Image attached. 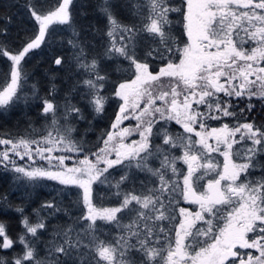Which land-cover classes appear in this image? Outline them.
Listing matches in <instances>:
<instances>
[{
  "label": "snow or ice",
  "instance_id": "6c2138e0",
  "mask_svg": "<svg viewBox=\"0 0 264 264\" xmlns=\"http://www.w3.org/2000/svg\"><path fill=\"white\" fill-rule=\"evenodd\" d=\"M71 4L72 0H61L54 10L46 14H40L29 6L31 15L39 25L38 34L15 53L9 52L0 45V56L7 57L12 62L10 80L8 74H5L4 85L0 87V108H6L14 98L18 99L17 89L23 78L22 61L30 51L41 46L49 26L71 23L69 11ZM144 6L148 8V14L145 17L148 22L143 24L144 31L159 36L160 42L165 43L170 39L165 30V25L171 23L168 14L180 12L183 15L188 43L182 50L177 49L180 52L179 63L169 60L157 74L150 72L149 64L139 61L134 51H129L128 43L117 46V43L113 41L106 51L109 58H112L113 52L118 53L134 67V79L120 83L115 92V95L124 101L120 107V113L126 112L130 100L147 97L144 108L135 117L138 121L137 130L140 141H133L131 144L123 143V137L129 133L127 128L116 134L108 133L104 141L105 147L99 150L103 155L93 153L96 156L95 162L85 156L76 167H65V156L44 157L43 152L50 153L52 148L37 147L36 152L41 159L59 160L60 167L52 171L40 167L17 166L9 156L11 151L21 159L25 155L31 159L30 145L39 142L23 137L18 141L0 139V145H11L10 149L0 153V164L5 169L11 167L28 181L54 180L61 185H74L83 190L82 198L87 214L81 219L89 221L86 230L93 237L89 244H84L81 239H74L71 236L73 230L69 227L63 232L62 242L54 244L48 250L51 259L47 257L42 259L32 241L26 237L29 233L36 237L38 229L44 228L45 225L43 222L30 224L27 217H24L22 224L26 231L19 237V243L24 246V251L22 255L17 254L13 257L12 264H62L61 256L67 260H73L74 257L79 256L80 264H85V258H88V264H92L93 260L95 264H100L101 261L105 264H136L133 259L125 258L130 248H135L141 254L140 264H264V180L237 183L243 173H247L249 168L256 166L254 161L256 154L264 151V130L256 128L252 122L240 123L231 129L224 124L210 131H196L194 127L198 125L203 130L206 128L204 120L219 119L221 115L235 117L236 112L231 110L234 107L233 98L240 100L246 97L249 101L246 105L248 112L255 107L250 102L252 97L264 100V66H258L259 61H264V0H184L181 7L171 6L168 0H147ZM238 9H245V11L238 12ZM101 11L109 20V37L120 31V40L134 45L136 32L139 29H136L135 25L129 28L119 24L110 11L108 0H104ZM249 41L256 46L245 49L243 44ZM69 43L76 47L75 42L69 41ZM167 51H172L170 45ZM154 52H157V49L148 51L147 55L153 56ZM82 54L83 49H81ZM159 56L161 59L165 58L164 53H159ZM55 63L60 65L61 58H57ZM81 66L92 71L96 80L105 79L96 71V60ZM251 76H255V80L250 79ZM161 77L172 78L177 83L166 87ZM234 81L239 82L234 83ZM257 81L261 82V87L253 91L252 86ZM85 84L90 88H97V84L92 79L85 80ZM181 84L183 88H180ZM219 93H223L228 99H222ZM157 100L161 102L160 105H157ZM103 102L104 97L94 95L92 103L97 113L103 111ZM194 103L203 104L207 111L193 109ZM132 106L138 108L139 104ZM68 110L79 112V109L74 107ZM240 111L243 113L245 109ZM49 112L53 113L52 123L55 125L57 122L54 104L44 100L43 113ZM156 114H159V120H175L176 123L181 124L185 132L194 133L199 139L192 140L190 136L173 137L167 133L166 129H162L163 145H168L169 148L155 145L150 150L149 138L153 135L154 124L159 122L155 119ZM127 118V116L117 115L112 127L117 128L122 119ZM71 131L72 129L69 128L66 134L61 135L57 130L55 143L65 144L67 141V151H82V148L71 141ZM238 132L242 133L241 139L246 137L251 141V146L247 147L243 153H238L242 157V162L239 163L233 160L232 151L233 144L237 142L234 137ZM52 136L53 133L49 132L48 137ZM116 136L120 139L110 145ZM209 140H214L215 145L209 143ZM177 147L183 150L182 156L171 153V149ZM21 148L23 151H20ZM142 152L145 155L142 156ZM213 152L224 157L223 170L216 173V178L207 180L203 191H198L199 181L218 167L211 158ZM111 153L115 154L114 159L109 158ZM151 157L160 161L159 168L149 167L148 160ZM178 160H183L187 165L186 172H182L177 167ZM125 161H128L124 165L126 168L134 166L141 171L147 170L152 173L159 179L160 187L149 189L148 194L143 196L135 194L134 191L124 193L119 207L99 209L94 207L93 183L97 181L101 184L106 183L108 177L104 174L110 168L124 164ZM169 170L173 176L182 179L181 191L184 199L199 205L200 211L190 213L181 208L180 213L184 218L175 231L174 242L167 234L162 242L159 233L164 232V229L155 222L172 219L165 215L162 197L169 192V185H173V189L179 187L178 181L167 177ZM101 177L104 178L101 179ZM127 179V174L121 176L115 187L119 190L120 184ZM222 181L228 183L222 185ZM116 194L120 195V192L117 191ZM133 202L139 205V209L135 206L130 208L135 218L125 226L129 237L121 236L116 241V245L99 241L95 237L96 221L99 219L119 223L117 213L128 209ZM46 206L53 205L49 203ZM16 211L23 213V208H16ZM213 220L223 221V225L217 224L214 228ZM140 221L144 222L143 225ZM197 221H202L208 227L197 228ZM249 233L253 235L249 236ZM133 236L136 237V243L129 244L128 239ZM200 237H210V239L201 241ZM14 243L16 241L8 236L5 226L0 223V249H11ZM81 248H90L94 255L89 258L88 254L80 251ZM238 249H255L258 255L240 252ZM165 252L166 255H164ZM0 264H6L3 257H0Z\"/></svg>",
  "mask_w": 264,
  "mask_h": 264
},
{
  "label": "trees",
  "instance_id": "16d2710c",
  "mask_svg": "<svg viewBox=\"0 0 264 264\" xmlns=\"http://www.w3.org/2000/svg\"><path fill=\"white\" fill-rule=\"evenodd\" d=\"M60 2L61 0H0V45L11 53L20 50L38 34L39 25L31 15L29 6L40 14H46L54 10ZM146 3L147 0H108L110 11L119 24L129 28L135 25L136 29H139L133 45V43L120 40V31L109 37V20L101 11L104 0H72L69 9L71 23L50 25L41 46L30 51L22 61L23 78L17 89L18 99L14 98L9 106L0 108V139L16 141L23 137L28 140L41 141L49 138L48 133L52 132L51 138L56 140L57 130L64 135L70 128L72 129L71 141L77 147L82 148L79 154H88L98 150L120 111L121 99L115 95L116 88L120 83L130 81L134 77V67L127 59L115 52L112 53V58L106 55L112 42L115 41L117 46L128 43L129 51H134L139 61L147 62L149 71L153 74H157L169 60L178 63L180 52L177 49L182 50L188 43L183 15L180 12L168 14L171 23L165 25V30L170 39L165 43L160 42L159 36L144 31L143 24L148 22L145 19L148 14V8L144 6ZM168 3L173 7H181L184 0H168ZM242 11L245 10L238 9V12ZM69 41L75 42L76 47ZM169 45L172 48L171 52L167 51ZM255 46L251 41L243 44L245 49ZM81 49H83L82 55ZM152 49H157V52H154L153 56H148V51ZM159 53H164L165 58L161 59ZM57 58H61L60 65L55 63ZM93 60L97 62L96 71L105 79L96 80L92 71L81 66L84 63L91 64ZM259 63V66H264V61H259ZM11 64L12 62L7 57L0 56V87L4 85L5 74H8L10 80ZM87 79L95 81L97 88L93 89L85 84ZM161 80L166 87L172 86L175 82L169 77H161ZM258 89L257 84L252 86L253 91ZM97 94L104 97L103 111L99 113L95 111V105L92 103L94 95ZM140 99L142 104L147 97ZM44 100L54 104L57 122L55 125L52 123L53 113H43ZM235 102L231 109L236 112L235 117L221 115L219 119H208L206 125L220 127L227 124L230 128H234L240 123L252 122L256 128L264 130V100L252 97L250 102L255 107L251 112L246 109L249 103L247 98L235 99ZM73 107L79 109V112L68 110ZM240 109H245V111L241 113ZM201 111H207V109ZM176 125L173 120H159L155 123L153 135L149 138L150 150L155 145H163L162 129H166L167 133L173 137L190 136L193 139L196 137L194 133H189L191 135L188 136L187 132ZM241 140L242 142L237 141L238 144H233L232 151L235 150L234 155L242 161L238 153H243L247 147L251 146V141L246 137ZM65 143L67 144V141ZM163 147L169 148L168 145H163ZM3 150L4 147L0 145V152ZM171 153L182 156L183 150L177 147L171 149ZM141 155L145 153L142 152ZM211 156H215L214 152ZM217 156H220L219 153ZM17 159V161L21 160ZM254 161L256 166L249 168L247 173H243L239 182L264 180V151L258 152ZM127 163L128 161H125L124 164L110 168L104 174L108 177L106 183L101 184L99 181L93 183L92 203L94 207H119L124 193L134 191L135 194L143 196L148 194L149 189L160 187L159 179L152 173L147 170L141 171L134 166L126 168L124 165ZM148 165L152 168H159L160 161L151 157ZM177 167L182 172H185L187 168L183 160L177 161ZM217 172L215 169L200 180L197 190L203 189L207 180L216 178ZM125 174L128 179L120 184L118 190L115 185ZM167 177L179 183V187L174 189L173 185H169V192L162 197L165 215L172 219L155 223L164 229V232L159 233L161 241H164L165 234H167L174 242L175 231L182 218L180 209H185L187 204L182 198V179L173 176L170 170L167 172ZM117 191L120 195L116 194ZM82 197L83 190L77 186L61 185L57 181L47 179L28 181L11 167L5 169L0 164V223L5 226L8 236L16 241L13 248L0 249V257L5 259L6 264H12L14 256L23 254L24 246L19 243V237L26 231L22 224L24 217H27L30 224L43 222L45 225L44 228L38 229L36 237L30 233L26 237L32 241L42 259L45 257L51 259L48 250L54 244L62 242L63 232L69 227L73 230L71 236L74 239L79 238L84 244H89L93 237L86 230L89 221L81 219L87 212ZM49 203L53 206L47 207ZM133 206L139 209V205L133 202L128 209L117 213L119 223L98 219L95 237L99 241L113 245H116V241L121 236L129 237L125 226L135 218V214L130 212ZM16 208H23V213L16 211ZM140 223L143 225L144 222L140 221ZM213 225L215 228L216 225ZM196 227L200 228L201 225ZM251 235L253 234L249 233V236ZM199 239L204 240L201 237ZM128 243L135 244L136 237H130ZM80 251L88 254L89 258L94 255L90 248H81ZM240 252H251L255 255L254 249H244ZM125 258H131L136 261V264H140L141 254L135 248H130ZM60 260L62 264H80L79 256L74 257L73 260H67L61 256ZM85 264H88V258H85ZM92 264H95V260ZM100 264H105V262L101 261Z\"/></svg>",
  "mask_w": 264,
  "mask_h": 264
},
{
  "label": "rangeland",
  "instance_id": "374dc122",
  "mask_svg": "<svg viewBox=\"0 0 264 264\" xmlns=\"http://www.w3.org/2000/svg\"><path fill=\"white\" fill-rule=\"evenodd\" d=\"M178 63H179V61H178ZM260 63L258 62V66L260 65ZM250 79L255 80V76H251ZM223 81H224V78L222 77L221 78V82L223 83ZM238 82L239 81H234V83H238ZM176 83H177V81H175L173 84L175 85ZM173 84H172V86H174ZM256 84H257V86L259 88L261 87V82L260 81H257ZM118 86H117L116 90L118 89ZM180 88H183V85L182 84L180 85ZM218 95L222 99H228V97H225L223 93H219ZM182 98L183 97L181 96L180 99L182 100ZM146 100L143 101L142 104H141V99H138V102H137V100H130V103H129V106L127 107L126 112L123 113V114H121L120 111H119V114H118V115H122V116H127L128 118L127 119H122V122L117 126V128L114 129L112 127V125L116 122V120H115L113 122V124L111 125L108 133L116 134V133L120 132V130H122L124 128H127V129H129V133L126 134L123 137V143H125V144H131L133 141H140L139 132L137 130L138 121H137V119L135 117L139 114L140 110L144 108L145 103H146ZM156 103H157V105H160L161 104V102L159 100H157ZM234 103H236L235 102V98H233V104ZM123 104H124V101L121 100V106ZM133 104H139V107L138 108H134L132 106ZM192 107H193V109L199 108L200 111L203 110V109H205V106L203 104L196 105L194 103L192 105ZM155 119H157L159 121V114H156ZM207 120L208 119H206V120L203 121L205 123V125L207 123ZM173 121H175V120H173ZM161 123H163V122H161ZM175 123H176V121H175ZM176 124H177L176 125L177 127H180L181 129H183V127L181 126V124H178V123H176ZM194 127H195V130L196 131H210L212 128H220L222 126H220V127H210V126L206 125V128L203 129V130L200 129L198 125H194ZM236 127H237V125H236ZM189 135H191V134L188 133V136ZM241 135H242L241 132L236 133L234 139L236 141H241L242 142ZM106 139H107V136L104 139V141ZM119 139H120V137L119 136H116V139L113 140L112 142H110V145L113 144V143H116V141L119 140ZM198 139L199 138L196 137V140H198ZM192 140H194L193 137H192ZM16 141H18V140H16ZM104 141H103L102 145L100 146V148L98 150H96L94 152H91V153H88V154H79V152H77V151H67L66 150V146H67L66 143L65 144H57V143H55V139H53V138H47V139H44V140H41V141L40 140L37 141V142H39L38 144L37 143H33V145H30V147L32 149V153H31L32 158L31 159H29V157L27 155H25L24 158L21 159L20 156L14 155L11 151L9 152V156L11 157L12 160H14L16 162V165L17 166H20V167H24V168H30V167L31 168H36V167H40V168L50 169L52 171H56L60 167L59 160H57V159H51V160H49V159H41L40 155L36 152L37 147H39L41 149H44V148H52L53 150L50 153L49 152H46V151L43 152V156L44 157H48V156H51V157L65 156L66 159L64 161V166L65 167H76V166H78L79 161L82 160V159H84L85 156H87L89 160L95 162L96 156L93 155V153H98L100 155H103V153H100L99 150L101 148H104L105 147ZM209 143H212L213 145H215V141L214 140H209ZM234 144H238V142H236ZM2 146L4 147V150L11 148V145H2ZM221 148L223 149V146H221ZM57 149H59V150H57ZM20 151H23V149L21 148ZM2 152H0V153H2ZM235 152L236 151L234 150L233 151V160L235 162H237V163L242 162V161H239L238 160V156L234 155ZM217 154H218L217 152H214V155L215 156H211V158L214 161V163H216L218 165L217 171L219 172V171H222L223 170L224 157L221 156L220 154H219L220 156L218 157ZM16 157L19 158V159H21V160L20 161H17L18 159ZM109 158L114 159L115 158V154L114 153H111L109 155ZM100 167H104V165H100ZM186 167H187V165H186ZM186 170H187V168H186ZM201 171H203V169H201ZM221 183H222V185H225L228 182L227 181H222ZM237 183H240V182L237 181ZM203 187L204 188L206 187V183H204ZM204 188L201 189V190H199V191H203ZM182 197H183V195H182ZM99 208H102V207H98V209ZM103 208H112V207H103ZM185 209L188 212H190V213H195L197 211H200L199 205L193 204V203L192 204H188ZM86 211H87V209H86ZM86 214H87V212H86ZM205 215H207V214H205ZM183 218L184 217L182 216L181 220ZM213 224H215V225L219 224V226H222L223 225V221L213 220ZM197 225H201V227H203L205 229L208 227L202 221H197L196 222V226ZM201 238L204 239V240L205 239H210V237H201ZM238 250L240 251V250H244V249H238ZM254 251H255V249H254ZM255 255H258V253L256 251H255Z\"/></svg>",
  "mask_w": 264,
  "mask_h": 264
}]
</instances>
